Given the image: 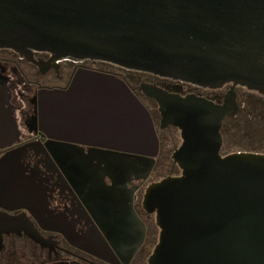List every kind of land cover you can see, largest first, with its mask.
Segmentation results:
<instances>
[{
  "label": "water",
  "instance_id": "95a60500",
  "mask_svg": "<svg viewBox=\"0 0 264 264\" xmlns=\"http://www.w3.org/2000/svg\"><path fill=\"white\" fill-rule=\"evenodd\" d=\"M0 47L102 60L204 88L231 84L223 104L144 87L159 104L161 128L176 126L183 139L173 154L181 173L145 194L160 228L148 264H264V153L221 154L223 123L240 109L235 88L264 95V0H0ZM94 75L99 97L102 77L108 84L110 139L124 141L116 148L155 157L147 107L124 80ZM18 134L0 103V149ZM7 164L0 165L3 194H11ZM130 164L110 162L109 169ZM1 219L0 248L4 232L27 229Z\"/></svg>",
  "mask_w": 264,
  "mask_h": 264
},
{
  "label": "flooded vegetation",
  "instance_id": "af4514ba",
  "mask_svg": "<svg viewBox=\"0 0 264 264\" xmlns=\"http://www.w3.org/2000/svg\"><path fill=\"white\" fill-rule=\"evenodd\" d=\"M117 68L97 59L59 58L47 51L23 55L0 47V103L12 111L19 130L0 149L11 188V194L0 192V218L27 226L3 233L0 264L149 263L160 231L152 222L156 214L144 207L145 194L159 181L152 178L158 161L173 158L183 139L179 144L176 126L161 128V117L158 129L159 104L144 87L223 104L231 84L211 89ZM94 74L124 80L147 107L158 137L155 157L116 148L124 141L110 139L108 84L102 77L99 97ZM100 102L101 110L93 107ZM167 143L174 147L163 152ZM222 147L223 156L230 154ZM117 161L131 164L111 171L109 163Z\"/></svg>",
  "mask_w": 264,
  "mask_h": 264
},
{
  "label": "rangeland",
  "instance_id": "374dc122",
  "mask_svg": "<svg viewBox=\"0 0 264 264\" xmlns=\"http://www.w3.org/2000/svg\"><path fill=\"white\" fill-rule=\"evenodd\" d=\"M110 67L118 69V66L112 63H110ZM207 93H210V91H207ZM237 93V102L240 109L234 117H229L224 122L222 128L224 137L222 152L224 154L232 152L264 153V95L242 86L237 88ZM155 115L156 124L159 129L161 116L160 113H155ZM173 131L176 132L177 140L180 144V130L173 127ZM163 135L165 134L163 133ZM164 145L162 147L163 152L174 147V143ZM180 173L179 166L174 162L172 157H169L164 162L162 159L158 161L152 178L160 180L163 176L179 175ZM152 222H156L155 215L152 218Z\"/></svg>",
  "mask_w": 264,
  "mask_h": 264
}]
</instances>
